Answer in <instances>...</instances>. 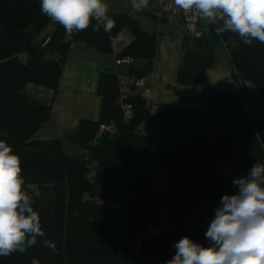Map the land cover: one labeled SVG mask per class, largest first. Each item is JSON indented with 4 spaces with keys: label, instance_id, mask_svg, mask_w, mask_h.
I'll return each instance as SVG.
<instances>
[{
    "label": "trees",
    "instance_id": "1",
    "mask_svg": "<svg viewBox=\"0 0 264 264\" xmlns=\"http://www.w3.org/2000/svg\"><path fill=\"white\" fill-rule=\"evenodd\" d=\"M108 16L116 21L111 32L90 26L71 34V43L112 54L110 39L126 30L132 41L115 58L144 61L141 70L131 63L128 71L133 80L147 77L156 35L126 14ZM49 27L53 31L44 35ZM64 32L41 14L40 0H0V139L21 158L23 187L35 201L46 237L56 243L55 252L37 242L23 254L0 258V264H166L185 236L209 246L204 233L221 197L235 194L234 178L264 163V44L248 46L237 37L229 57L231 79L241 91L216 90L207 71L216 65L220 36L180 34L176 83L200 89L198 106L151 105L130 94L129 121L123 119L119 76L101 73L99 119L82 121L65 138L84 151L69 155L63 140H32L50 109L23 92L27 83L57 90L71 44ZM152 120L155 130L139 134V126ZM100 125L114 127V133L96 137ZM222 160L230 162V175L223 173ZM161 211L169 217L168 229L148 236L154 212Z\"/></svg>",
    "mask_w": 264,
    "mask_h": 264
},
{
    "label": "clouds",
    "instance_id": "2",
    "mask_svg": "<svg viewBox=\"0 0 264 264\" xmlns=\"http://www.w3.org/2000/svg\"><path fill=\"white\" fill-rule=\"evenodd\" d=\"M149 0H131L132 13ZM185 13L206 20L217 36L232 33L245 45L264 44V0H173ZM40 12L68 34L90 26L108 33L116 21L104 0H40ZM95 20V24H93ZM235 194H224L204 233L209 246L185 236L166 264H264V163L255 162L247 175L232 181ZM21 158L0 139V258L23 254L37 242L56 251L46 237L35 201L24 189Z\"/></svg>",
    "mask_w": 264,
    "mask_h": 264
},
{
    "label": "crops",
    "instance_id": "3",
    "mask_svg": "<svg viewBox=\"0 0 264 264\" xmlns=\"http://www.w3.org/2000/svg\"><path fill=\"white\" fill-rule=\"evenodd\" d=\"M151 22L155 25L153 32L146 31L141 27L147 33L156 35V51L152 71L143 78L142 87L133 86L134 91H131V95H140L151 105L163 103L197 107L200 89L195 86H180L176 83L177 70L182 57L179 41L182 31L174 32V29L179 27L177 25L173 28L170 24H162L155 20H151ZM52 31L53 27H49L44 35ZM237 37L234 35L232 48L237 44ZM116 38L119 39L118 42H111L112 54H100L84 44L74 43L66 55L55 92L30 83L24 86L23 92L27 98L48 106L50 109L47 121L32 136L33 141L63 140L66 154L70 153L67 151H71L69 155L84 153L80 149L76 151L73 149L74 147H69L70 143L66 142L65 138L76 132L82 121H98L101 107V99L97 94L99 75L111 72L118 75L121 81L125 80L129 83L134 81L133 77L129 76L128 65H116L115 63L117 53L132 41V36L128 35L124 45H121L120 35ZM214 56L216 65L207 71L212 88L241 91L240 82L231 79L230 57L225 59L221 51H215ZM144 64V61L141 60L132 62L136 70H141ZM156 126L157 122L152 120L147 125H140L138 132L141 135H148L155 130Z\"/></svg>",
    "mask_w": 264,
    "mask_h": 264
},
{
    "label": "rangeland",
    "instance_id": "4",
    "mask_svg": "<svg viewBox=\"0 0 264 264\" xmlns=\"http://www.w3.org/2000/svg\"><path fill=\"white\" fill-rule=\"evenodd\" d=\"M104 2L108 6V12H107L108 15L111 16L112 14H116V13L126 14L127 16L138 20L140 22L141 26L146 31L153 32V28L155 27V25L151 22V20H153L152 16H151L152 11H153V7H154L153 5L148 4L144 8L143 11L133 14L132 9H131V0H104ZM165 24H170L173 28H175V25H177L180 28L179 27L175 28L174 32L181 30L182 31L181 34L184 33V29L179 23L177 24L176 22L175 23L165 22ZM211 29H212V27L207 23L206 20L200 19V21L197 25V31L196 32L199 34V36L200 35H207L208 36L214 32V30L212 32ZM119 35L122 38L121 45H124L127 41V37L129 35V32L123 31ZM234 35L235 34H232V33H226L225 36H223V37L220 36L219 37L220 38V40H219L220 47L214 49V55H215V51H221L224 58L227 59V57L229 56L230 49L232 48V45L234 43ZM223 56H221V57L223 58ZM140 80H142L143 84H144V80L143 79H140ZM108 133L112 134L111 132H108ZM69 147H74L73 149L76 151L79 150V148L77 146H73V145L69 144ZM67 152L71 153V151H67ZM70 153H68V154H70ZM221 167H222L223 173L225 175H230V162L228 160H222L221 161ZM33 190H35V189L33 188ZM101 202H103L104 204H107V205L108 204L112 205V206L115 205L114 202H110V201L108 202V201H102L101 200ZM153 217L155 220H154V222L149 223V226L147 229V235L154 237V236L158 235L161 231L168 229L167 226H168L169 217L166 214V212H164V211H161L160 214H158V215L156 212H154ZM139 244H140V241L138 240L137 241V247L138 248H139ZM33 264H37V263H33Z\"/></svg>",
    "mask_w": 264,
    "mask_h": 264
},
{
    "label": "built area",
    "instance_id": "5",
    "mask_svg": "<svg viewBox=\"0 0 264 264\" xmlns=\"http://www.w3.org/2000/svg\"><path fill=\"white\" fill-rule=\"evenodd\" d=\"M149 3L153 5L152 16L157 20H165L168 23H179L183 29L184 33L191 38H196L199 36L197 31V25L200 21V17L195 13H185L183 10L177 8L173 4V0H149ZM108 15V14H107ZM111 42H118V38H111ZM64 41L71 43V34L64 32ZM73 43L70 44V48ZM132 59L123 58L116 60V65H130ZM134 86L136 88L143 86L142 80H134L132 82H126L125 80L121 81L120 99L122 100V111L124 121H129L132 117L131 106L128 103H125L126 98L131 94L129 87ZM103 132L114 133V127L100 125L96 137H99Z\"/></svg>",
    "mask_w": 264,
    "mask_h": 264
}]
</instances>
